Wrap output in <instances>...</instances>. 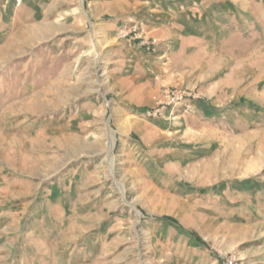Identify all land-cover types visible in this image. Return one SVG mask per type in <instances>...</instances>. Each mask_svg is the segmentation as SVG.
<instances>
[{
    "label": "rangeland",
    "instance_id": "obj_1",
    "mask_svg": "<svg viewBox=\"0 0 264 264\" xmlns=\"http://www.w3.org/2000/svg\"><path fill=\"white\" fill-rule=\"evenodd\" d=\"M183 1L0 0V264H171L187 204L264 180V45Z\"/></svg>",
    "mask_w": 264,
    "mask_h": 264
},
{
    "label": "crops",
    "instance_id": "obj_2",
    "mask_svg": "<svg viewBox=\"0 0 264 264\" xmlns=\"http://www.w3.org/2000/svg\"><path fill=\"white\" fill-rule=\"evenodd\" d=\"M236 1L240 3L237 4L233 2V0H184L183 4L188 8H194V5H197V10L202 13V20L206 19L208 21V16L206 15L212 11L217 13V20L221 18V20L224 21L225 17L223 15L224 13H228L227 19L230 20L233 34L236 29L241 28V25H243L245 29H252V26H254L255 28L253 30H249L248 38L252 42V38L256 39L259 37L260 41L258 42L257 40L258 43L256 42V46L257 44L264 45V15L259 17V21L251 18L252 13L254 14L257 10L264 12V4H258V0ZM148 2L151 3L152 0H142L143 4ZM138 5H140V0H138ZM152 5L154 7H160L158 4H155V2H153ZM245 13L250 14V16H248L249 20L253 21L248 20V22L241 24L242 20L240 18H242V14ZM217 20L215 21L217 22ZM257 30L260 31L257 32ZM138 49L139 50L136 49L132 52L138 65L137 72L133 75L136 76L140 82V61L148 56L140 54V47ZM251 49L252 47H250V50ZM256 60L258 59L251 58V64L255 63L254 61ZM241 63V67H249V65L243 62ZM137 92L140 94V85L137 86ZM135 112L136 113L132 116L135 120H133L131 126L127 128L126 131H128L129 135L125 137L124 142L126 148L134 149L140 154V140L134 138L133 135L131 137L133 132H136L140 137V108L135 110ZM257 133L258 132H255L254 134ZM246 138H248L249 141L250 134L246 135L245 139ZM240 140L241 138H239V141ZM233 163L234 160L229 161L227 167L228 171L225 173L226 175H233L231 169L233 170L238 165V163L232 165ZM249 165V168H251L252 164ZM208 168H212V166L206 165V169ZM198 169L199 168L196 167L194 171H198ZM246 171L248 172V170ZM60 187H63V185ZM222 189V193H218L217 196L215 195L216 192L210 193L208 190H206L207 192L205 191L207 196L208 194L210 196L207 201L214 199L216 202L215 204H206L207 210L206 208L205 210L199 209L197 205L191 203L187 204L192 216L199 215L201 220L198 219L197 221L206 222L204 224L205 234L209 235L208 237L210 239L204 238L206 240L209 239V241L213 239L212 241L214 243L209 244L202 238V234L201 236H197L187 232L186 228L183 227L181 232L185 234L184 238L187 240L185 243L192 247L188 248L189 250H187L185 254L187 256L186 259L177 260L171 264H223L222 261L225 259V254L227 253L243 258L248 264H264V180L229 181L224 184ZM190 194L194 195L193 192ZM163 220L175 223V221L170 218H164ZM158 260L160 261V258H158Z\"/></svg>",
    "mask_w": 264,
    "mask_h": 264
},
{
    "label": "built area",
    "instance_id": "obj_3",
    "mask_svg": "<svg viewBox=\"0 0 264 264\" xmlns=\"http://www.w3.org/2000/svg\"><path fill=\"white\" fill-rule=\"evenodd\" d=\"M180 99H181V98H179V99H178V98H177V99H176V98H173V99L171 100V102L174 103V105H175V104L179 103V100H180Z\"/></svg>",
    "mask_w": 264,
    "mask_h": 264
}]
</instances>
